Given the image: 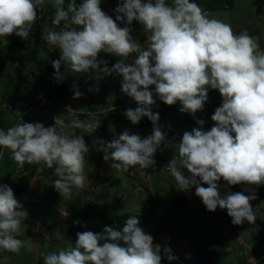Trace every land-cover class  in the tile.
<instances>
[{
  "label": "clouds",
  "instance_id": "obj_1",
  "mask_svg": "<svg viewBox=\"0 0 264 264\" xmlns=\"http://www.w3.org/2000/svg\"><path fill=\"white\" fill-rule=\"evenodd\" d=\"M122 1L113 19L102 10L101 0H83L79 5L73 0L67 10L64 0H55L53 23L60 25L70 19L78 27L44 36L61 52V59L52 62L57 81L63 79L61 62L74 74L90 70L103 75L116 72L123 77L122 91L139 105L126 110V117L133 124L148 117L154 124L153 133L146 138L125 131L111 142H102L105 161H113L116 170L155 163L153 157L165 141V134L156 126L160 117L151 110L156 100L150 86H155V93L165 104L179 102L180 111L192 115L203 110L208 89H216L223 102L212 116L215 126L209 131H186L179 143L183 169H188L191 177L177 169L174 159L168 166L179 189L186 191L195 186L196 195L208 211L227 209L234 224L255 222L250 201L256 197L242 192L222 197L218 181L223 178L229 185H264V52L247 31L235 34L230 24L211 18L194 0H172L171 5L166 0ZM40 3L41 0H0V37L15 33L27 38ZM232 8L231 5L228 10ZM124 20L120 27L117 21ZM134 20L149 34L145 50L134 40L131 28L125 26ZM101 52L122 59L109 69L107 61L98 60ZM132 54L136 59L126 64ZM101 63L105 65L103 69ZM80 95L75 93L76 98ZM36 107L40 108L39 102ZM197 123L203 126L205 122ZM58 125H64L60 117L52 127L22 120L7 131L0 130V148L9 149L12 159L21 166H55L58 179L53 187L61 197H69L73 187L85 186L89 147L83 137L58 132ZM69 126L83 127L78 119ZM99 126L100 123H90L87 132L94 133ZM197 177L208 187L201 186ZM20 207L12 188L0 186V249L18 253L25 246L14 235L27 218L26 211H18ZM139 224V219L132 216L121 230L105 226L102 233H77L74 247L46 254L45 264H161V246ZM168 259L176 257L169 255Z\"/></svg>",
  "mask_w": 264,
  "mask_h": 264
},
{
  "label": "rangeland",
  "instance_id": "obj_2",
  "mask_svg": "<svg viewBox=\"0 0 264 264\" xmlns=\"http://www.w3.org/2000/svg\"><path fill=\"white\" fill-rule=\"evenodd\" d=\"M71 2L73 0H64L63 6L66 10ZM74 2L79 5L83 0ZM120 2L122 5V0H101V8L115 19L117 15L115 8ZM166 2L172 4V0ZM233 2L240 3L239 5L247 7L249 11L251 3L255 0H247V4L246 0H232L230 5ZM212 5L218 6L219 3L213 2ZM257 6L262 7L263 4L258 2ZM219 8L221 9H216L212 14L209 12L211 18L224 23L230 22L235 34L247 31L249 24L243 23L244 14H240V9L234 10L237 8L236 4L231 10H228L226 4ZM55 11V0H41L37 6L36 21L27 38L15 33L10 37H0V107L10 109L8 102L3 100L10 89L14 90L15 96L22 104L11 112L12 118H4L5 126L0 130L7 131L12 123L15 126L22 120L52 127L55 126L56 118L60 117L64 125L63 127L58 125L57 131L83 137L89 147L84 166L85 186L83 189L73 187L69 197H61L53 187L54 181L58 179L53 173L55 166L49 168L45 163L38 165L25 163L21 166L12 159L9 149L0 148V186L6 184L11 187L21 205L18 211L27 212V218L21 223L19 233L14 234L16 238L25 242V246L18 253L0 249V264H45L46 254L58 253L61 249L73 247L78 237H75V227L68 220L70 211L73 209L72 206H75L76 213L81 215L84 206L90 202L92 205L87 211L88 217L86 216L82 232H100L103 227L102 218L127 213L142 214L144 203L150 202L148 207L151 203L154 204L157 207L156 217L165 227V237L155 232L150 235L153 236L154 243L161 246L162 252L167 256L176 257L173 260L167 258L161 264H264V185L246 183L229 185L223 178L218 181L222 197L230 192H242L256 197L250 201L256 217L255 222L245 220L242 224H234L227 209L218 207L214 212L208 211L202 199L196 195L195 186L181 191L168 166L174 159L177 169L186 177H191L188 169H183L178 151L179 143L186 131H192L194 128L209 131L215 126L211 123L199 126L197 121L212 118L215 110L221 106L223 98L219 91L209 88L208 100L203 110L192 115L181 112L182 106L179 102L175 106L165 104L155 93V86H150L151 91L154 90L153 98L156 100L151 110L153 113H159L160 119L156 126L165 134V141L153 157L154 164L148 167L136 165L127 170H116L112 167L113 161H105V153L101 150L102 142L113 141L115 138L111 133L119 137L125 131L146 138L153 133L154 124L148 117H143L139 124L125 123L121 120L128 119L125 115L126 110H134L139 105L122 91L123 77L116 72L103 75L97 70H90L88 73L74 74L61 62L60 73L63 79L57 81L52 62L61 59V52L56 46L48 44L44 36L51 31L70 30L78 26L73 25L70 19L62 21L60 25L54 24ZM247 18L253 22L251 15ZM253 18L256 19L257 16L254 15ZM136 22L134 20L131 25L125 26L131 28L134 40L138 42V37L145 50L147 48L145 31L136 30L138 26ZM117 23L123 27L119 21ZM255 40L259 50L264 52V38ZM28 50H34L38 64L31 62L22 65L19 61ZM121 59L119 56L104 52L98 55L99 61H107L109 69ZM135 59L136 55L132 54L125 63L132 64ZM104 67L105 65L101 63L100 68ZM98 75H103V78L97 79ZM24 85L36 87V95L29 92L30 101L33 102L30 109V106L25 105L20 99L24 95L19 88ZM76 92L81 93L78 98L75 97ZM40 101L45 105L37 108ZM34 102L37 104L34 105ZM69 109L72 110L71 113ZM110 112L116 114L113 113L114 117L105 122V116ZM11 115L9 113V116ZM98 115L103 116L101 117L103 119ZM77 119L81 121L83 127H70V123ZM90 123H100L97 130L91 134L87 132ZM197 180L201 186L208 187L199 177ZM114 186L120 187L122 192ZM124 192H127V195ZM177 195V200L186 199L188 206L190 204L188 217L181 218L180 214L176 213V210H180L178 208L170 207L171 209L167 210L168 199H174ZM76 222L78 226L81 225V219ZM165 249H171V252Z\"/></svg>",
  "mask_w": 264,
  "mask_h": 264
},
{
  "label": "trees",
  "instance_id": "obj_3",
  "mask_svg": "<svg viewBox=\"0 0 264 264\" xmlns=\"http://www.w3.org/2000/svg\"><path fill=\"white\" fill-rule=\"evenodd\" d=\"M231 1L232 0H194V2L199 4L208 13L212 10H215V9H221V8H219V6H221V5L223 6L224 4H226L227 8H231V5H233V3L230 5ZM145 2H147V1H145ZM213 2L219 3V5L218 6L212 5ZM127 26H129V25H127ZM8 37H10V35H8ZM24 57H27V58H24ZM19 61L22 63V65H25V64L31 63V62H36L37 61L36 53L34 52V50H32V51L28 50V52L25 55L21 56ZM36 63L38 64V62H36ZM19 89L23 92L22 94L24 95V97H21L20 99L25 103V105L30 106V104L33 102L30 101L31 96H29L30 95L29 92H31V95H36L35 94V93H37L36 87L35 86L29 87L28 85H24ZM17 98L18 97L15 96V92L13 89H10L8 91V93L5 94L3 100L4 101L6 100L8 102V104L10 105L9 106L10 109L7 110L5 108L3 109L0 107V128L5 126L4 118L5 117L12 118L11 112L14 109L19 108L20 105H22ZM44 98H46V97H44ZM35 104H37V102H34V105ZM30 108H31V106L29 107V109ZM29 109H27V110H29ZM9 113L11 116H9ZM113 113L116 114V112H110L108 115L105 116L106 117L105 122L107 119L114 117L112 115ZM98 117L101 118L103 116L98 115ZM101 119H103V118H101ZM121 120L124 121L125 123H132L129 119H126V120L121 119ZM13 126H14V124L12 123L10 125V127H13ZM10 127H8V128H10ZM111 134L113 135V137L115 139L118 138L114 135V133H111ZM177 198H178V195L174 199H171V198L168 199L167 210H168V208L171 209L170 207H172V209L178 208L180 210L179 211L176 210V213L180 214L181 218L182 217H188L189 211H190V207H189L190 204L188 206V201L186 199L184 201H180V200H177ZM148 203H150V202H148ZM148 203L143 204L144 213L142 215L128 214V215H124V216H115L112 218H107V217L102 218L103 220L101 222L103 223V227L101 228L100 232L96 231V233H102L105 226H111L117 230H121L122 227L124 226V223L126 222V220L132 216H135L140 221L139 226L142 227L147 234L155 232L157 234H160L162 237H165V233H164L165 227H164L163 223L158 221V218L156 217L157 207H155V205L152 203L150 204V207H148ZM91 205H92L91 202L87 203L84 206V210H83V213H81V215H79V213H76V210H77L76 207L72 206L73 209L70 211V215L68 217V220H70L71 224L75 227L74 234H75L76 238H77V233H80L83 230L82 226H84V224L86 223V218L88 217L87 211ZM79 219H81V225L78 226V224H77L78 222H76V220L78 221ZM74 246H75V244L73 245V247ZM160 255H161V262H164L168 258V256L162 251L160 252Z\"/></svg>",
  "mask_w": 264,
  "mask_h": 264
},
{
  "label": "crops",
  "instance_id": "obj_4",
  "mask_svg": "<svg viewBox=\"0 0 264 264\" xmlns=\"http://www.w3.org/2000/svg\"><path fill=\"white\" fill-rule=\"evenodd\" d=\"M145 1H147V0H143V2H145ZM242 1V0H241ZM244 1V0H243ZM258 2H261V4H263V6L262 7H258L257 6V4H258ZM246 4H247V0H246V2H245ZM235 4H236V6H237V8L236 9H234L235 8ZM240 3H236V2H234L233 3V5H232V7H233V9L234 10H237V9H240V14L242 15V14H244V17L242 18V20H243V23H245V25H248L249 24V28L247 27V33L249 34V35H251L252 37H254L255 39H257L258 41H259V39H263L264 38V18L262 17V16H264V0H255V2H252L251 3V7H250V10L248 11L247 10V7H242V5H239ZM233 10V11H234ZM230 13H232V12H230ZM240 15V16H241ZM252 16V20H253V22H251V20L250 19H248L247 18V16ZM254 15L255 16H257V18L256 19H254L253 17H254ZM248 19V20H247ZM137 24H138V26L136 27V30H138V31H141V29L142 30H144L143 29V26L137 21L136 22ZM227 24H231L230 22H228ZM236 25H237V23H236ZM250 30L252 31V32H250ZM149 34L148 33H145L144 34V39H146L147 38V36H148ZM137 40H138V42L140 41V39L137 37ZM142 50H144V48H143V46H142ZM151 90V89H150ZM152 92H153V97H154V90L152 89ZM178 103V102H177ZM175 104V105H178V104ZM175 105H172V106H175ZM181 105V104H180ZM182 106V105H181ZM212 121V122H211ZM205 123L203 124V125H210V123L212 124V125H215V122L212 120V118H209V119H207V121H204ZM197 125V124H196ZM199 126H200V124H199ZM182 141V140H181ZM53 173H55V172H53ZM52 173V174H53ZM56 179V178H55ZM42 180H43V182H44V178H42ZM52 180V179H51ZM114 187H116V186H114ZM125 187V186H124ZM118 190L120 189V191H121V188L120 187H116ZM122 192V191H121ZM117 193V192H116ZM124 194L125 195H127V192H124ZM197 197V196H196ZM119 212V211H118ZM126 213V212H125ZM144 213V212H143ZM142 213V214H143ZM128 214H132V215H142L141 213H127V214H120V215H118V216H124V215H128Z\"/></svg>",
  "mask_w": 264,
  "mask_h": 264
},
{
  "label": "built area",
  "instance_id": "obj_5",
  "mask_svg": "<svg viewBox=\"0 0 264 264\" xmlns=\"http://www.w3.org/2000/svg\"><path fill=\"white\" fill-rule=\"evenodd\" d=\"M119 22H120V24H122V25L124 26V22H125V20H124L123 22H121V21H119ZM135 55H136V54H135ZM42 100H43V99H42ZM43 101H45V100H43ZM44 105H45V103H43V102L41 103V101L39 102V107H40V108L44 107ZM66 107L68 108L69 105H67ZM67 108H66V110H67Z\"/></svg>",
  "mask_w": 264,
  "mask_h": 264
}]
</instances>
